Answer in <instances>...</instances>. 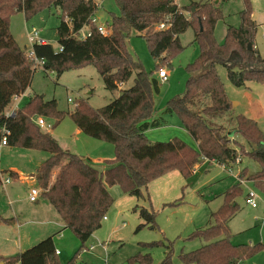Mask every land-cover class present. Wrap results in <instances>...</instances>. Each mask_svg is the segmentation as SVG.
<instances>
[{"label":"trees","instance_id":"trees-1","mask_svg":"<svg viewBox=\"0 0 264 264\" xmlns=\"http://www.w3.org/2000/svg\"><path fill=\"white\" fill-rule=\"evenodd\" d=\"M218 1V4L192 2L180 8L177 0H115L120 15L113 17L111 25L106 24L110 35L102 36L92 23L98 11L96 0H0V143L6 129L10 132L8 147L49 154L37 171V184L43 189L42 197L55 208L65 227L80 240V252L102 228L114 204L108 187L118 185L129 196L144 198L151 183L173 172L188 174L202 161L232 169L247 157L260 169L250 173L248 168H243L239 178L264 192V134L255 120L244 115L231 116L233 104L217 69L223 66L236 88L246 87L248 82L264 84V58L255 45L259 26L253 20L251 0H243L240 26L228 27L224 42L219 43L215 29L224 18L221 5L233 0ZM51 7H58L62 12L57 29L61 51L55 52L47 43L32 48L34 56L43 62L46 74L53 72L61 78L71 70L94 66L109 92L119 91L134 76L133 86L121 90L119 97L108 106L96 110L80 100L69 114L83 134L114 146L115 159L106 162L108 167L104 172L83 157L64 151L53 136L34 122L35 117H46L59 124L65 118L55 100L46 101L44 96L37 95L15 110L13 116H8L12 102L29 89L38 69L29 53L13 38L10 20L20 13L29 20ZM161 23L168 28L157 30ZM190 29L200 48L199 58L187 67L189 80L185 93L170 100L163 113L176 115L197 147L180 139L152 144L146 133L165 122L154 119L155 97L161 87L158 72L171 67V60L184 50L180 36ZM82 30L89 31L90 37L80 39L77 34ZM133 32L144 34L156 63L152 74L129 51ZM225 119L236 123L230 135L225 126L216 123ZM231 135L240 136L250 149ZM11 176L17 174L11 173ZM243 194L239 183L228 189L222 206L211 215L213 224L191 235L192 239H202L204 246L182 253L181 264H239L264 249V245L251 248L232 243L229 223L241 210L237 200ZM140 215L146 223L139 229L155 228V212L141 208ZM0 222L12 221L0 218ZM160 245L164 246L162 242L151 244ZM167 248L169 251L161 264H174L173 250L170 245ZM56 251L54 237H49L22 253L7 258L0 256V263L61 264ZM75 260L68 264H74ZM136 262L152 264V258L140 255L130 260L131 264Z\"/></svg>","mask_w":264,"mask_h":264},{"label":"rangeland","instance_id":"rangeland-1","mask_svg":"<svg viewBox=\"0 0 264 264\" xmlns=\"http://www.w3.org/2000/svg\"><path fill=\"white\" fill-rule=\"evenodd\" d=\"M96 1L98 4L96 13L98 25L107 26V23L111 25L113 17L120 15L115 0ZM207 1L215 3L217 0H177L176 3L182 8L189 6L192 2ZM251 3L253 20L259 26L255 45L264 58V0H251ZM243 9V0H233L221 5L224 18L218 22L215 29V37L219 43L224 42L228 27L240 26V14ZM186 15L189 17V14ZM61 20L62 12L58 7L44 9L29 20L20 13L11 18L10 32L19 47L29 53L33 47L28 42V34L36 29L40 33V39L46 41L57 52L60 49L57 29ZM143 35L133 32L128 42V48L134 58L142 63L146 72L152 74L156 70V63ZM194 38L192 29L180 36L184 50L171 60V67L164 68L169 72V82L161 84L160 95L156 96L157 108L162 105V109L165 110L170 100L185 93L189 80L187 67L194 63L200 54L199 45L194 42ZM217 69L225 85L226 93L233 104L231 116L244 115L255 120L264 134V84L248 82L246 87L236 88L228 80L227 70L221 65L217 66ZM133 84L134 76L127 84L123 85L122 89H129ZM37 95L44 96L46 101L55 100L58 111L66 115L59 124L53 118L44 117L45 122L52 128L41 129L43 132L57 136L58 141L66 150L78 156H84L86 161H112L115 159V149L112 144L90 138L83 133L81 138L76 136L78 128L69 115L74 112L76 104L80 100H84L91 108L97 110L108 106L119 97V91L109 92L105 89L101 76L94 66L71 70L64 73L61 78H58L53 72L46 74L41 67H38L24 98L15 99L10 106L9 113L19 105L23 107L30 98ZM160 115L164 117L165 122L159 127L160 129H151L153 132L148 135V139L152 144L180 139L196 148L195 142L185 134L176 115L163 113ZM38 119L35 117L34 122ZM216 123L225 126L228 135L236 125L234 121L228 119ZM234 140L250 149L240 136H235ZM23 150L13 147L4 148L0 152V168L5 170L11 166L22 168L26 165L35 168L34 166L42 157L49 158L48 153L40 151H32L31 153L34 154L24 156ZM242 161L241 164L232 168V172L210 161L199 162L188 174L175 172L151 183L148 190L144 192L145 197L139 199L126 194L118 185L108 187L114 204L107 213L106 220H103L102 228L89 239L81 252L82 244L71 230H62L63 232L54 237L59 251L62 252L59 257L60 263L68 264L76 258L74 264H131L132 258L149 255L152 258V264H161L169 251L167 247L170 245L173 250L174 264H181L179 257L182 253H190L204 246L205 243L202 239H192L191 235L213 224L211 215L222 206L224 194L228 189L238 183V172L243 168H248L250 173L259 171V165L254 161L247 157ZM103 162L94 165L100 172L104 165L105 168L107 167V164H103ZM56 173L57 171L54 172V174ZM242 189L244 194L237 200L241 210L229 223V229L234 245H247L254 248L264 245V192L257 189L251 182L243 185ZM249 189L258 195L256 208L248 206L245 202ZM19 190L18 195L23 200L20 206L25 211H29L32 209V204L25 201L26 188L21 187ZM41 190L43 192V189ZM179 201L181 203L175 206H165ZM141 208L156 213L155 228L145 226L139 229L146 223L140 215ZM2 227L5 226H0V229ZM28 227L34 228L36 225L31 224ZM14 229L8 227L6 232L0 231V243L5 247L9 245L10 240H16L18 237ZM25 231L26 229L23 230V232ZM33 240L30 247L43 239ZM161 242L164 246H151L153 243ZM239 264H264V249Z\"/></svg>","mask_w":264,"mask_h":264},{"label":"crops","instance_id":"crops-1","mask_svg":"<svg viewBox=\"0 0 264 264\" xmlns=\"http://www.w3.org/2000/svg\"><path fill=\"white\" fill-rule=\"evenodd\" d=\"M122 87L123 86L120 87L119 92L121 90H123ZM26 92L17 99L21 100L22 98H24ZM160 92H159V95H160ZM155 102H156V97H155ZM20 107H22V105H19V107H17L16 109H14V111H12L10 113L15 112V110H17ZM155 107H156V103H155ZM163 111L164 110L162 109V105H161V107H158V108L156 107L154 119H160L162 121H165L164 117H162V115H160L163 113ZM10 113H8V114H10ZM156 129H160V128H156ZM152 132L153 131L150 129L146 133L147 137ZM184 132H185V134L190 136L185 130H184ZM50 135L53 136L52 134H50ZM82 135H83L82 132L79 129H76V136L81 138ZM53 137L57 140L60 147L64 151H69V150H66V148H64L62 146L60 141H58L57 136H53ZM231 138L235 139V135L234 136L232 135ZM7 147L8 146L0 147V152L4 148H7ZM196 147H197V144H196ZM32 151H35V150H29V151L23 150L22 154L24 156H29L30 154H34V153H31ZM46 159H47L46 157H42L41 160L39 162H37V165L34 166L35 168H32L31 166H28V165L22 166V168H19L16 166H11L9 169H5V170L0 168V170L5 173V178L11 179L10 184H6L3 181H0V218H2L4 220L12 221L9 224H6L4 222H0V226L6 227V229H5V227H2L0 229V231L6 232L8 227L15 228L14 231L17 232V236H18L16 238V240H10L9 245H7L6 247L4 244L0 243V256L1 257H5V258L11 257V256H14L18 253H22V252L30 249L31 247L29 245H31L32 241H34L33 239H43L44 240V239H47L49 237H56L59 233L63 232L62 230H67L64 222L62 221L61 217L59 216V214L57 213L55 208L49 203L48 200H46L45 198L42 197V192H41L40 197L38 198V200L36 202L30 201L31 190L35 187H38L37 177H36L37 171L39 169L38 167H40V165ZM83 159L86 160V158H84V156H83ZM103 161L91 160L88 162L94 167L95 164H99L101 162H103V164H106L107 161H105V160H103ZM203 162H205V161H203ZM106 166L108 167V165H106ZM107 167L105 168V165H104L102 172H104L107 169ZM95 169H97V168H95ZM225 170H227V169H225ZM240 171L238 172V174L240 173ZM11 173H15V174H17V176L12 177ZM173 173H175V172H173ZM173 173H171V174H173ZM21 187L26 188V191H25L26 192V195H25L26 200L25 201L32 204V209H30L29 211H25L20 206L21 203L23 202V200L18 195V190ZM33 204H35V205H33ZM19 219H21V221H19ZM31 224L36 225V227H34V228L28 227ZM11 225H12V227H11ZM25 229H26V231L23 232V230H25ZM40 237H42V238H40ZM54 241H55V239H54ZM6 243H7V239H6ZM27 247H30V248H27ZM55 247H56V250L59 251L56 243H55ZM61 255H62V252H60L59 257ZM1 264H4V263H1Z\"/></svg>","mask_w":264,"mask_h":264},{"label":"built area","instance_id":"built-area-1","mask_svg":"<svg viewBox=\"0 0 264 264\" xmlns=\"http://www.w3.org/2000/svg\"><path fill=\"white\" fill-rule=\"evenodd\" d=\"M20 1H24V0H20ZM92 23L95 24L97 27H98V32L102 35V36H109L110 35V29L107 27V26H104V25H98V19L97 17L95 16L94 18H92ZM168 26L165 24V23H161L157 26V30H165L167 29ZM90 32L89 31H86V30H82L79 34H77V36L80 38V39H86L87 37H90ZM28 42L32 45V47L36 44H46V41L44 40H41L40 39V33L39 31H37L36 29H33L29 34H28ZM61 51V49H59ZM29 58L31 61H33L35 63V66L36 67H41L43 66V62L38 60L35 56H34V53L32 52V50L29 52ZM158 78L160 80V83L161 84H165L169 81V72L167 69H162L158 72ZM19 97H16L15 99H17ZM70 102L72 101L71 99L69 100ZM14 115V112L13 113H10L8 114V116H13ZM36 124L41 128V129H51L52 126L51 125H48L46 124L45 120L43 118H39L37 121H36ZM4 132V137L0 143V147H5L7 146V137L10 135V132L6 129L3 130ZM240 162V161H238ZM230 171L232 169H229ZM232 172V171H231ZM237 179H238V183L240 185H245L247 183H249L248 181H245V180H242L239 178V175L237 176ZM0 181H3L4 183L6 184H10L11 183V179L10 178H5V173L2 172L0 170ZM41 189L39 188H33L31 190V193H30V201L31 202H36L38 200V198L40 197V194H41ZM257 200H258V195L252 190V189H249V193L248 195L246 196L245 198V202L248 206L252 207V208H256L258 206V203H257ZM104 220H106V217L104 218ZM56 254L57 255H60V252L59 251H56Z\"/></svg>","mask_w":264,"mask_h":264},{"label":"water","instance_id":"water-1","mask_svg":"<svg viewBox=\"0 0 264 264\" xmlns=\"http://www.w3.org/2000/svg\"><path fill=\"white\" fill-rule=\"evenodd\" d=\"M218 3H219V1L217 0V1H216V4H218ZM249 48H250V49H252V47H251V46H250Z\"/></svg>","mask_w":264,"mask_h":264}]
</instances>
